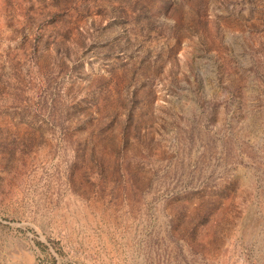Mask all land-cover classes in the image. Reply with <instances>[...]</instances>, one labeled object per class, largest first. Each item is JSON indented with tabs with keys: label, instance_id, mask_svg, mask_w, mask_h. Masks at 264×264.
<instances>
[{
	"label": "rangeland",
	"instance_id": "374dc122",
	"mask_svg": "<svg viewBox=\"0 0 264 264\" xmlns=\"http://www.w3.org/2000/svg\"><path fill=\"white\" fill-rule=\"evenodd\" d=\"M0 264H264V0H0Z\"/></svg>",
	"mask_w": 264,
	"mask_h": 264
}]
</instances>
